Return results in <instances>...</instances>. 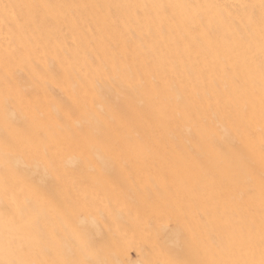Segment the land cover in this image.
Masks as SVG:
<instances>
[{"label":"bare ground","instance_id":"1","mask_svg":"<svg viewBox=\"0 0 264 264\" xmlns=\"http://www.w3.org/2000/svg\"><path fill=\"white\" fill-rule=\"evenodd\" d=\"M234 1L0 0V100L12 92L11 74L23 70L30 96L17 102L16 113L39 127L58 167L75 182L71 199L60 190L37 192L12 170L5 183L0 163V260L73 258L50 236L39 239L37 231L67 233L86 219L96 240L89 259L147 264L156 258L162 220L190 224L202 236L205 214L227 206L239 212L226 203L227 194L237 193L260 240L264 59H254L250 49L264 46L256 28L261 4L255 19L250 8H239L236 16ZM218 82L228 86L235 103L251 101L246 92L253 90L256 107L246 115L220 112L218 101L228 92L217 100ZM195 102L199 111L212 103L207 109L213 113L192 112ZM36 112L42 118L33 121ZM255 129L251 158L257 172L242 166L227 143L218 145L220 131L247 144L248 130ZM97 132L104 145L97 144ZM112 145L119 149L110 150ZM102 157L114 162L108 171L100 167ZM19 159L23 166L30 158ZM13 196L21 209L31 202L38 230L27 226L37 221L27 209L6 220ZM213 224L210 216L208 226ZM191 258L199 260V252Z\"/></svg>","mask_w":264,"mask_h":264},{"label":"snow or ice","instance_id":"2","mask_svg":"<svg viewBox=\"0 0 264 264\" xmlns=\"http://www.w3.org/2000/svg\"><path fill=\"white\" fill-rule=\"evenodd\" d=\"M9 7L15 8V5H5L7 10ZM238 7L248 9L250 5H239ZM261 18V36L264 41V0L260 5ZM12 92L5 95L0 100L2 107V122H0V163L3 164L5 172V183H7V175L9 170L23 183L33 187L37 192L45 194H53L57 190L64 193L65 197L71 199L74 195L75 182H70V173L68 170H61L57 165L55 151L53 146L46 143L45 138L41 135L40 129L35 124H30L27 117L21 118L17 115L15 107L17 102L24 103L30 96L29 90L24 82L23 70H17L11 74ZM56 102L64 105V98L58 95L55 88L49 89ZM42 118L39 112L34 113L32 119ZM247 144L241 143L234 145V152L242 166L251 168L253 161L251 154L254 151L253 137L254 132L248 130ZM97 144L104 145L105 138L101 132L96 134ZM119 149V145H112L110 150ZM260 164L264 170V128L261 129V141L259 145ZM28 156L30 159L21 166L19 157ZM83 163V162H81ZM113 160L110 157H102L100 159V167L104 171H108L113 166ZM75 171V169H73ZM41 179L38 181L37 176ZM262 182H264V171H262ZM12 204L4 209V217L8 222L15 221L17 213L24 209L30 210L37 217V221L29 220L27 226L39 229L38 213L32 207L30 201L24 202V209L16 204L15 196L12 197ZM163 215V214H161ZM119 221L120 217H116ZM39 239H48L49 236L62 249L68 252L72 257L60 261H51L50 264H103L102 261L89 259L88 256L96 249V240L89 227L86 219L75 224L70 232L53 231L51 234L43 231H37ZM224 241L214 233L206 235H198L190 224L183 226L173 225L172 220H162L156 230V258L149 260L147 264H264V227H262L261 237L259 241L260 260L257 262L252 258L240 259H201L195 260L191 257L193 254L200 252L202 249L207 251L211 248H221ZM12 242L9 241L8 248H11ZM254 243L248 241L240 248L242 256L250 257ZM0 264H35L17 259L0 260Z\"/></svg>","mask_w":264,"mask_h":264},{"label":"rangeland","instance_id":"3","mask_svg":"<svg viewBox=\"0 0 264 264\" xmlns=\"http://www.w3.org/2000/svg\"><path fill=\"white\" fill-rule=\"evenodd\" d=\"M257 1L256 0H253V1L252 0H235L233 5H232V8H234L235 11L238 12V14L236 13V16H239L240 15V11H238V10H240L239 9L240 7H238L239 5H245L246 4V5L254 6V7H250V10H251V16L256 19V9H258L257 5L261 4V2H257ZM256 28L258 30L259 35H261V18L258 20V22L256 24ZM245 38H247V37H245ZM198 42H199V40H195L196 45L199 44ZM251 46H252V44H251ZM250 50L252 53L251 55L254 57V59H257V60L264 59V46H256L255 45L254 47L252 46ZM255 51L257 52V54ZM220 83L218 82V85L220 87L218 89V94H217L218 99L217 100H219L220 98H223L222 95L226 94L227 92L228 93L226 95H224V98L226 99L225 100L223 98L224 102L223 101L222 102L224 104L221 102L222 99L218 101L219 103L217 102L218 108H220V109L217 108V110H219V111L221 110L220 112H222L224 114H225V112H226V114L231 113V114H229V116L232 114L238 116V115H246L248 108H252V107L255 108L256 107V104L254 102L255 94H254L253 90H248L246 92L249 95V98L252 99L251 101L245 102V101L241 100L242 102L237 101L235 103V102H233L234 100H231V98H232V97H230L231 95H228V94H230L229 90H228V86L226 87L225 84L222 85L223 83H221V84ZM221 87L222 88L225 87V88H223L224 90H222ZM220 88H221V90H220ZM225 96H228L230 99L229 98L227 99V97H225ZM196 98L198 99V100H196L197 102L200 101L199 97L196 96ZM206 98H209L208 95L206 96ZM197 102L194 103L195 105H193V103L191 104V106L195 107L194 111H192V112H196L195 110H197V112H202L203 114L213 113L212 110L207 109V107L208 106L210 107L212 103H209L210 104L209 105L208 103L204 102L205 104H204L203 109H202L203 111L202 110L199 111L196 108V106H198V104H199ZM211 107H213V106H211ZM240 108H241V110H240ZM204 109H206V111H204ZM208 110L210 112H207ZM220 112L215 111V113L222 116L223 114H220ZM239 127H240L239 124L236 123V129L237 130L239 129ZM219 130H220V128H219ZM252 131L254 132L253 140H255V135H257V133H258L257 129L252 130ZM219 135H221V137L219 136L220 138H218V145L220 148H222L224 146V144L227 143L228 146H230L234 150V148H233L234 145L241 144V141L239 140V138H235L232 136L229 138V137L225 136L227 134L223 135V133L221 131L219 132ZM220 140H222V142ZM226 140H228V141H226ZM231 140H233L234 142ZM252 167L255 169V171L257 170L255 163H253ZM239 199H240L239 193L235 194V196H233L231 194H227V196H226L227 205H229V206L235 205L237 207L236 210H238L239 212H236L235 214H233V212H231L232 210L230 208H228V206H227L225 209H219L215 214H211V215L205 214L204 216H202V220H203L202 222L204 225L203 226V234L206 235L209 233H214L224 241V244L221 248H211L210 247L207 251L202 249L199 252V260H201V259H212V258H215V259L252 258V259H255L257 262L260 260V247H259V241L260 240L258 239V237H256L255 231H253L252 229H250L248 227V224H247L248 215L246 214L247 213L246 208L244 206H241ZM222 200H223V197L221 195L220 201H222ZM238 208L241 209L242 213ZM210 216L212 219H214V224L209 227L208 226V218H210ZM248 241L253 242L255 247L253 248L252 254L250 257L242 256L241 252H240V248L243 244H246ZM133 256H134V253L131 252L130 258H133ZM73 258H77V257H73ZM61 260H64V259H61ZM92 260L102 261L103 264H111V263L119 264V261H117L116 258H114V260L112 258V260L110 262H108L105 259L100 258V257H94V258H92ZM51 261H60V260L55 259L52 256H49L48 260L45 262H42V264H50Z\"/></svg>","mask_w":264,"mask_h":264}]
</instances>
